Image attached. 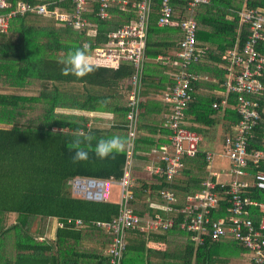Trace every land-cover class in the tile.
Listing matches in <instances>:
<instances>
[{
    "label": "trees",
    "instance_id": "trees-1",
    "mask_svg": "<svg viewBox=\"0 0 264 264\" xmlns=\"http://www.w3.org/2000/svg\"><path fill=\"white\" fill-rule=\"evenodd\" d=\"M18 1L32 6L47 4L49 9L73 10L70 0H7L11 7L0 10V14L15 9ZM161 2L154 0L146 44L147 60L143 66L133 174L142 169L141 163H149L144 152L159 154L161 147L169 143V140L154 142L152 149L146 151V138L158 126L147 131L146 113L141 110L148 107V102H143V98L151 93L152 88H159L164 97L176 84V77L182 69L176 57L183 37L178 24L190 17L188 0H170L177 25L167 27L158 25ZM244 9H264V0H210L195 10L197 44L208 47V51L206 57L188 68L190 73L198 74L202 79L192 84L193 98L185 112V122L193 116L192 123L199 127L186 124L185 127L201 137L205 133L202 126H215L223 119L227 130L231 131L241 120L236 110V94L229 95V104L225 108L215 109L213 104L222 101L215 92L225 90L223 83L227 71L223 68L226 64L223 55L235 47L242 48L251 33L249 25L240 23L239 13ZM113 14L107 21L97 19L94 13L89 15L96 24L95 33L93 28L76 30L36 13L17 15L11 19L8 31L0 32V264H110L106 250L113 236L94 223L111 221L119 213V203L74 197L68 181L75 177H122L129 143L127 114L134 67L124 61L116 68L91 61L95 71L84 78H76L61 74L64 66L61 61L69 51L85 44L89 45L88 54L92 57L95 46L105 43L109 32L134 18V14L123 11L118 5L114 6ZM11 33L19 34L18 43L9 40ZM257 49L264 56V41L259 42ZM161 72L169 76L166 84L156 76ZM262 81L264 83V74ZM80 88H88V91L85 89L79 95ZM92 88L110 92L95 95L91 94ZM4 89H14V92ZM247 97L258 103L260 113L248 150H261L264 144V92ZM101 100L109 103L101 106L98 103ZM76 110L110 113L112 117L94 118L73 113ZM78 129L96 138L92 141L93 148L101 138L120 136L127 140L126 150L115 159L106 160L90 151L87 162L74 164L71 162L73 153L67 145ZM162 129L161 135L169 138L170 132L163 125ZM181 160L182 169L172 181L157 175L153 183L135 185V198L130 202L133 212L138 215L145 211L163 213L162 190L173 192L182 202L188 194L203 189L204 181L210 178V164L202 147L197 155L185 156ZM260 170L264 171V163L253 168L252 173ZM226 191L227 188L217 189L222 199L218 210L213 211L214 219L228 215ZM246 195L264 203V191L253 188ZM250 211L258 226L262 213L259 208ZM12 216L14 220L10 219ZM174 217L176 225L167 233L150 236L166 244L164 251L147 249L145 234L130 231L128 236L134 239V244H128L122 264H231L248 253L232 238L206 239L203 245L196 246L190 234L179 228L180 213ZM72 219H81L83 226L69 223ZM53 221H56V234L51 238L47 230L51 229ZM86 242L93 246H84Z\"/></svg>",
    "mask_w": 264,
    "mask_h": 264
},
{
    "label": "built area",
    "instance_id": "built-area-1",
    "mask_svg": "<svg viewBox=\"0 0 264 264\" xmlns=\"http://www.w3.org/2000/svg\"><path fill=\"white\" fill-rule=\"evenodd\" d=\"M73 10L49 9L47 4L30 5L18 1L16 8L0 14V32L9 29V23L17 15L36 13L53 18L58 23L70 26L76 30L94 28L96 24L89 17L94 13L101 21L113 17L114 6L134 14L130 23L124 24L107 34V41L95 46L91 61L98 64L118 67L123 61L132 63L134 75L131 79L132 90L129 93L127 120L129 121V143L127 159L120 179H96L91 177H75L68 181L74 197L93 202H108L112 195V187L117 185L120 190L119 213L111 221H97L94 224L113 236L106 250L110 264H122L124 252L128 246L130 231L150 232L168 231L176 225L175 214L180 213L179 228L190 234V239L196 246L204 244L206 239L219 241L232 237L242 247L252 254V264H264V216L255 225L251 218L252 207L259 208L264 213V203L255 201L246 195L250 189L264 191V171L253 174L252 182L242 180L248 176L249 168H259L264 160V148L249 151V141L256 127L260 113L258 103L248 99L250 94L264 92L262 77L264 74V56L257 49L259 42L264 41V9H244L239 13L240 23L249 25L251 33L242 48L235 47L223 55L227 71L223 86L227 96L213 107L218 109L228 104L229 95L236 94V110L241 120L235 127L232 136L225 140L226 154L232 165L235 179L227 187L219 184L213 178L203 183L201 191L188 194L181 200L171 191H160L165 201L163 213L145 211L138 215L130 208V202L135 198V178L133 174V151L135 145L137 121L141 103V83L145 62L147 60L146 44L153 13L154 0H138L130 3L128 0H70ZM210 0H188L190 17L178 25L182 31V40L176 57L180 60L181 71L176 77V84L164 96L169 104V110L164 116V126L170 132L169 143L163 145L159 152L158 166L150 170L159 176L172 181L182 169V158L195 156L199 152L202 137L197 132L185 127V112L192 100V84L202 79L198 74L190 73L188 68L207 55L208 47L197 44L198 24L195 10L201 4ZM7 0H0V10L9 9ZM174 8L170 0H162L158 25L167 27L177 25L174 22ZM85 46L89 47L88 44ZM212 155L206 159L210 163ZM218 187L227 188L229 197L227 216L213 218V211L218 210L222 197L217 193ZM180 206H176L177 204ZM77 226H83L81 219L69 220Z\"/></svg>",
    "mask_w": 264,
    "mask_h": 264
},
{
    "label": "crops",
    "instance_id": "crops-1",
    "mask_svg": "<svg viewBox=\"0 0 264 264\" xmlns=\"http://www.w3.org/2000/svg\"><path fill=\"white\" fill-rule=\"evenodd\" d=\"M9 40L12 41L13 43H18L20 37L19 34L17 33H11L8 36ZM159 60H163L161 57H159ZM153 63H156L154 61H152ZM158 71V69H157ZM158 77H161L164 80V84H166L167 81V77H169L166 73H160L159 75H156ZM205 80H209L208 78H205ZM157 84V83H155ZM88 91V88H85ZM85 89L80 88V92L77 94H81L84 92ZM96 90V91H93ZM159 89V88H158ZM158 89H150L151 93L147 96L143 98V102H148V107L144 108L141 110V112L143 111L144 113H146V122L145 125L147 126V131H153L154 130V125L158 126V129L152 134L149 135L146 138V143H145V147H146V151L150 148L152 149V144L155 142L156 144L160 143V142H167L169 140L167 135H161L162 132V125L164 127V129L166 130L165 126H164V116L165 114L168 112L169 110V104L164 100L163 94L161 93L160 90ZM78 90V89H77ZM168 90V89H167ZM153 91V92H152ZM110 91L107 89H100V88H92L91 89V94H95V95H107ZM216 95L222 97V100L227 96L226 93V89L225 90H217ZM154 101V102H153ZM229 104V103H228ZM228 104H226L225 106H221L222 108H225L226 106H228ZM73 113L75 114H79V115H86V116H90V117H94V118H107L110 119L112 117V114L110 113H103V112H93V111H79L76 110ZM159 118V120H158ZM193 116H190V118H188L185 122L186 125L188 126H198L192 123V119ZM157 122V123H156ZM163 123V124H162ZM225 121L223 119L219 120L218 123L215 126H211V127H204L205 129V133L204 135H202L203 141L201 143L202 149L205 151L206 153V157L208 154L212 155V160L209 163L210 167H209V175L210 178H213L214 180L218 181L220 185L222 186H226L235 179V175L232 172V165H231V161L229 159V157L226 154V145H225V140L228 136L233 135L235 132V127H233L231 129V131H228L226 126H225ZM199 127V126H198ZM164 132V131H163ZM264 148V144L262 149ZM145 151V150H144ZM143 155H146V157L149 158V163L146 165L144 163H141V170L137 171L136 173L134 172V177H135V185H142L143 182L144 183H153L156 180L157 175L154 174L150 169L154 168L156 165H158L159 163V154L158 152H144ZM214 156H216L217 158L221 159L220 164L223 167H220V171L219 170H213L212 167V163L214 162ZM226 159H229V162H225ZM230 163V164H229ZM262 163H264V160L262 161ZM229 167L228 169H225L226 167ZM254 167L251 166L249 168V173L248 176H243L241 177L242 180H246L248 182H252V176L254 173H252V169ZM209 178V179H210ZM113 203H118L117 201H113L110 200ZM263 203V202H262ZM252 208H256V207H252ZM259 213H262V216L260 217V221L264 216V213L262 211L259 210ZM251 218H252V212H251ZM253 220V219H252ZM254 221V220H253ZM260 223V222H259ZM52 227H54V230L52 231ZM52 227L50 230H47L48 235L51 238L55 237L56 234V221H53ZM165 232L167 233V231H150V232H142L145 234L146 238H147V249H151V250H155V251H164L166 249V244L164 242L161 241H156L150 238L151 234H157V235H164ZM232 238V237H229ZM233 239V238H232ZM128 243L130 245L134 244V239L130 238L128 236ZM84 246L86 247H92L93 244L86 242L84 244ZM244 248V247H243ZM246 249V248H244ZM248 251V250H247ZM248 253H250V251H248ZM245 254V253H244ZM243 255V254H242ZM252 255V254H251ZM240 259V258H239ZM238 259V260H239ZM238 260H235L236 262ZM251 264H252V258H251Z\"/></svg>",
    "mask_w": 264,
    "mask_h": 264
},
{
    "label": "clouds",
    "instance_id": "clouds-1",
    "mask_svg": "<svg viewBox=\"0 0 264 264\" xmlns=\"http://www.w3.org/2000/svg\"><path fill=\"white\" fill-rule=\"evenodd\" d=\"M92 58L88 54V47H79L69 51L66 58L61 61L64 65L61 74L64 76L72 75L76 78H84L95 71V65L91 62ZM101 106H106L109 101L101 100L98 102ZM96 138L91 134L78 129L74 138L68 143L67 147L73 153L71 162L79 164L87 162L90 159V151H94L96 157L101 160L115 159L117 155L125 152L127 140L120 136H112L99 139L95 147H92V141Z\"/></svg>",
    "mask_w": 264,
    "mask_h": 264
},
{
    "label": "rangeland",
    "instance_id": "rangeland-1",
    "mask_svg": "<svg viewBox=\"0 0 264 264\" xmlns=\"http://www.w3.org/2000/svg\"><path fill=\"white\" fill-rule=\"evenodd\" d=\"M4 91L6 92H11L13 93L14 92V89H4ZM220 161L221 159L217 158L216 156H214V162L212 163V167H213V170H219L220 171V167H223L221 164H220ZM225 162H229V159H226ZM230 164V163H229ZM229 167L227 166L225 169H228ZM221 172V171H220ZM120 190H119V187L117 185H114L112 187V195H111V200L113 201H119L120 199ZM11 220H14L15 217L12 216L10 218ZM54 230V227H52V231ZM251 258H252V255L251 253H245L243 255L240 256V259L236 262V261H233L231 262V264H251Z\"/></svg>",
    "mask_w": 264,
    "mask_h": 264
}]
</instances>
